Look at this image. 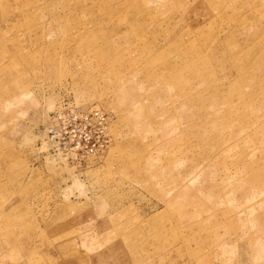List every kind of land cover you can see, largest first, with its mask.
<instances>
[{
	"label": "rangeland",
	"instance_id": "1",
	"mask_svg": "<svg viewBox=\"0 0 264 264\" xmlns=\"http://www.w3.org/2000/svg\"><path fill=\"white\" fill-rule=\"evenodd\" d=\"M0 264H264V0H0Z\"/></svg>",
	"mask_w": 264,
	"mask_h": 264
}]
</instances>
